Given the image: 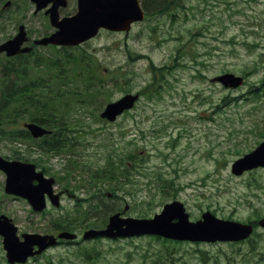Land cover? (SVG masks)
Masks as SVG:
<instances>
[{
    "label": "rangeland",
    "instance_id": "rangeland-1",
    "mask_svg": "<svg viewBox=\"0 0 264 264\" xmlns=\"http://www.w3.org/2000/svg\"><path fill=\"white\" fill-rule=\"evenodd\" d=\"M152 1L140 0L148 15L128 32L101 30L81 45L1 56L2 88L37 79L46 96L60 88L64 98L51 108L61 128L51 124L53 134L42 139L24 134L28 104L14 99L3 108L0 155L35 163L53 177L59 204L47 199L46 208L35 211L26 198L5 191L0 170V214L11 218L21 239L27 232L53 233L56 224L82 235L26 264H264V227L258 223L264 168L232 171L264 140V0ZM74 9L70 3L63 13ZM21 24L30 37L56 29L31 0H0V43ZM72 56L78 71L68 61ZM226 72L245 82L225 87L211 80ZM83 76L92 80L88 89ZM127 93L141 96L131 110L115 121L100 116L107 103ZM55 137L64 144L50 150ZM173 200L185 205L192 221L210 211L253 222L255 230L242 241L84 237L90 228H105L112 214L149 218ZM0 264H10L1 235Z\"/></svg>",
    "mask_w": 264,
    "mask_h": 264
},
{
    "label": "water",
    "instance_id": "water-1",
    "mask_svg": "<svg viewBox=\"0 0 264 264\" xmlns=\"http://www.w3.org/2000/svg\"><path fill=\"white\" fill-rule=\"evenodd\" d=\"M38 8L46 4V1L35 0ZM144 13L138 0H79V11L71 16L59 20L57 5L51 10V21L58 30L51 36L36 41L39 44H78L97 35L101 27L110 30H129L131 23L141 20ZM22 31L13 39L0 45V54L6 52L12 56L17 53L27 52L31 47H22L26 40ZM225 86L237 87L243 83V77L232 73L217 76ZM139 94L127 93L120 99L109 102L101 113L103 118L110 121L117 119L126 109L134 106ZM31 133L39 137L49 132L42 125L34 122L26 123ZM264 166V141L253 151L237 159L233 166V172L241 174L244 170ZM0 168L7 174L6 191L27 197L34 208L42 210L45 205V194H49L54 203H58V195L53 194V178H45L42 172H37L35 164L17 160H7L0 156ZM37 179L38 184L33 181ZM264 226V218L259 221ZM116 230V231H115ZM17 228L5 216H0V233L4 235V244L11 263L24 262L29 255L41 252L48 245L55 243L52 236L38 234H25V241H20L16 235ZM253 232L252 223H242L216 217L210 211L203 213L202 218L191 221L189 214L180 201L165 204L160 213L152 218H121L119 214L110 217L106 229L89 230L86 237L96 235L119 236L152 233L178 240H240L245 239ZM65 236H73L63 234ZM50 238L49 241L47 239ZM35 244L40 246L33 251Z\"/></svg>",
    "mask_w": 264,
    "mask_h": 264
},
{
    "label": "trees",
    "instance_id": "trees-1",
    "mask_svg": "<svg viewBox=\"0 0 264 264\" xmlns=\"http://www.w3.org/2000/svg\"><path fill=\"white\" fill-rule=\"evenodd\" d=\"M157 1H159V0L152 1L155 4L154 6L161 3V2L157 3ZM76 60H77L76 57L72 56L71 58H69L68 61L73 62L75 64V71H78L79 69H77V67H76ZM83 63H86L85 60H83ZM53 64L55 65L56 69L60 68L59 67L60 64L58 61L53 62ZM81 69H82V67H81ZM84 71H86V70L83 69V72ZM19 77L20 76H17L16 78H19ZM2 81L4 83V78L2 79ZM26 81H27V78H26ZM36 81H37V79L31 81L33 83L26 82V83L21 85L18 80L17 81L15 80V82H14L15 85H12V87H10L8 90H6L5 89L6 86H4L3 92H2V98L0 101V114H1V116H3L4 112L8 110V109H6L8 107L7 104L11 100L20 99L21 102L28 104V109L30 110V113H32L30 119H32L38 123L47 125V126L58 125L59 128H61L62 121H57V119H56L57 117L54 114V111L51 110V108L56 109L55 104L58 101H63L64 97L59 96L61 94L60 92L63 93V91H61V89L58 88V89L53 91V94L51 96H46L45 93H42V91H41L43 86L41 87V89H39V87H36L37 84L34 83ZM80 83H83L85 86V89H88L89 86L92 84V80L90 77H86V76L84 77L83 76V80ZM43 84L44 83H42V85ZM79 85L80 84H77L78 87H79ZM37 89H39V93H38ZM58 91H60V92H58ZM226 101H227V99H223L222 103H219L218 109H220ZM6 105H7V107L3 110V108ZM40 111H43V112L41 114H39ZM0 125H3V122L0 121ZM25 133L27 134L28 132L24 131V134ZM63 144H64V140L62 137H55L51 142H48V149L58 150L59 148L62 147Z\"/></svg>",
    "mask_w": 264,
    "mask_h": 264
},
{
    "label": "flooded vegetation",
    "instance_id": "flooded-vegetation-1",
    "mask_svg": "<svg viewBox=\"0 0 264 264\" xmlns=\"http://www.w3.org/2000/svg\"><path fill=\"white\" fill-rule=\"evenodd\" d=\"M46 1H49V3H48V6L44 9V15H46V16H48V18H49V16H50V14H47L48 13V9L50 8V7H52V6H54L55 4H56V0H46ZM72 4L74 7H75V9L73 10V11H71V12H68V13H63V10L69 5V4ZM77 7H78V1L77 0H66V4L65 5H63V4H61V5H58V12L60 13V16L61 17H63V16H70V15H73V14H75V12L77 11ZM21 25H24V24H21ZM21 25H19V27L21 26ZM25 26V25H24ZM18 31H19V28H18ZM25 31H26V34H27V41L24 43V45L23 46H32L33 48H32V50H31V52H37L38 51V48L40 47V45H38V44H35V41L36 40H38L39 38H42V37H45V36H47V35H49V34H45V35H42V36H39V37H30L29 35H28V30H27V28H26V26H25ZM18 33V32H17ZM16 33V34H17ZM51 34V33H50ZM15 36V35H14ZM13 36V37H14ZM46 46H49V47H54V46H56V45H52V44H49V45H46ZM30 53V52H29ZM24 54H26V53H21V54H18V55H24ZM15 57V56H14ZM17 197V196H16ZM56 229H55V231H53V233H44V234H47V235H51V234H53L54 236H56L57 237V241H56V243H55V245H53V246H57V245H60V244H76V243H78L79 242V239L78 238H76V239H69V238H59L57 235L60 233V232H62V231H71V232H73V230L71 229V228H65L64 226H62L61 224H56V227H55ZM78 236H80V237H82V235H81V233H78L77 234ZM52 247V246H51ZM36 249H38L37 247L35 248V250ZM48 249V248H47ZM44 252V251H43ZM42 252V253H43ZM41 253V254H42ZM40 255V254H39ZM37 255H35V256H33V257H30L29 259H28V261L26 262V263H28V262H30L31 261V259H33L34 257H36ZM25 263V264H26Z\"/></svg>",
    "mask_w": 264,
    "mask_h": 264
}]
</instances>
